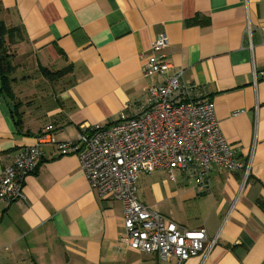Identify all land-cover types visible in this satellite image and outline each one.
I'll use <instances>...</instances> for the list:
<instances>
[{"label": "crops", "instance_id": "obj_1", "mask_svg": "<svg viewBox=\"0 0 264 264\" xmlns=\"http://www.w3.org/2000/svg\"><path fill=\"white\" fill-rule=\"evenodd\" d=\"M0 22L19 30L12 89L22 119L16 126L0 74V173L49 126L57 142H69L83 129L135 115L161 83L144 68L152 42L164 35L171 73L181 72L183 85L213 103L221 134L249 177L241 188V172L214 167L202 194L180 172L174 182L155 171L142 176L148 182L140 178L150 189L138 188V200L216 241L208 255L184 264H264V0H0ZM45 70L63 72L56 92L41 90ZM40 151L23 182L24 201L0 204V264H175L121 243V203L91 191L76 156L59 157L50 144ZM158 174L173 187L165 182L161 191L148 177Z\"/></svg>", "mask_w": 264, "mask_h": 264}, {"label": "built area", "instance_id": "obj_2", "mask_svg": "<svg viewBox=\"0 0 264 264\" xmlns=\"http://www.w3.org/2000/svg\"><path fill=\"white\" fill-rule=\"evenodd\" d=\"M168 44L164 35L152 42L144 74L158 76L161 83L148 90L135 115H121L108 127L83 129L69 142H57L53 127H47L33 146L19 150L0 173V204L24 201L23 182L41 162V146L50 144L59 157L78 158L91 191L100 200L121 203L125 229L121 243L130 250L175 264L208 255L216 241L209 242L204 229L186 230L146 207L137 196L140 178L155 171L166 172L174 182L175 173L180 172L202 194L210 191L208 176L214 167L241 172V188L249 177V167L237 160L221 134L213 103L202 100L195 87L183 85L181 72L171 73L165 53Z\"/></svg>", "mask_w": 264, "mask_h": 264}, {"label": "trees", "instance_id": "obj_3", "mask_svg": "<svg viewBox=\"0 0 264 264\" xmlns=\"http://www.w3.org/2000/svg\"><path fill=\"white\" fill-rule=\"evenodd\" d=\"M19 30H8L2 22H0V74L2 78V98L9 104L14 106V122L16 126L22 125V119L20 118L19 109L21 107V102L17 99L16 95L12 89V83L15 80L13 76L16 70V65L14 64V51L11 50L12 47V37L17 35ZM42 75L45 79L49 81H56L60 79L63 72H47L42 71Z\"/></svg>", "mask_w": 264, "mask_h": 264}, {"label": "rangeland", "instance_id": "obj_4", "mask_svg": "<svg viewBox=\"0 0 264 264\" xmlns=\"http://www.w3.org/2000/svg\"><path fill=\"white\" fill-rule=\"evenodd\" d=\"M26 75H29V76H31L32 77V79L31 80H35V77H34V75H37L36 73H34V75L33 74H26ZM18 78V77H17ZM30 80V81H31ZM37 81V80H36ZM35 81V82H36ZM33 82V81H32ZM61 82L64 84V82H63V79L62 78H60V79H57L56 81H53V85H51L50 83H49V81L47 82L48 83V85H47V87H46V89L41 85V90H43V91H46V90H48V91H50V92H53V91H57L58 90V88L59 87H61ZM36 85V84H35ZM28 87H32V86H30V85H28ZM178 175V174H177ZM155 176V179H156V181H154V182H156L157 183V186L160 188V190L161 191H164V188H163V186H164V183L165 182H167V183H169L171 186H169L170 188H172L173 187V185L168 181V177H166V175L165 174H158V175H152V176H148L149 178H152V177H154ZM175 177L178 179V177L175 175ZM142 178H146V177H142ZM169 179H170V177H169ZM146 180H147V182L149 181V179H147L146 178ZM141 181H142V179H140L139 180V182H138V188L140 189V190H142L143 191V189H147V190H149L150 189V185L147 183L146 184V186L145 187H143L141 184ZM141 193L142 192H140L139 191V194H140V196H141ZM146 206V205H145ZM146 207H149V206H146ZM150 208V207H149ZM157 211H159V212H166L167 210H162V209H156ZM171 212L172 213H175V211L173 212V209L171 208Z\"/></svg>", "mask_w": 264, "mask_h": 264}, {"label": "water", "instance_id": "obj_5", "mask_svg": "<svg viewBox=\"0 0 264 264\" xmlns=\"http://www.w3.org/2000/svg\"><path fill=\"white\" fill-rule=\"evenodd\" d=\"M9 108H10V111H11V112L14 111V106L10 105Z\"/></svg>", "mask_w": 264, "mask_h": 264}]
</instances>
